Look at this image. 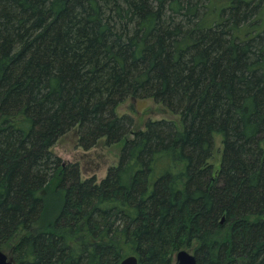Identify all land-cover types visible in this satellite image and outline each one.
Masks as SVG:
<instances>
[{"label": "trees", "instance_id": "obj_1", "mask_svg": "<svg viewBox=\"0 0 264 264\" xmlns=\"http://www.w3.org/2000/svg\"><path fill=\"white\" fill-rule=\"evenodd\" d=\"M129 99L181 126L137 130ZM73 131L123 145L101 182L53 151ZM195 244L198 264H264V0H0V252L176 264Z\"/></svg>", "mask_w": 264, "mask_h": 264}, {"label": "rangeland", "instance_id": "obj_2", "mask_svg": "<svg viewBox=\"0 0 264 264\" xmlns=\"http://www.w3.org/2000/svg\"><path fill=\"white\" fill-rule=\"evenodd\" d=\"M119 114L130 113L136 122V129H145L149 120L172 119L181 126L180 117L168 112L164 106L156 104L152 99L134 100L129 99L118 108ZM217 144L213 158V163L217 167L222 159V138L216 135ZM121 145L106 146L101 142L91 150H84L77 145V132L73 131L63 137L53 147V151L65 161L75 163L79 166L82 180L96 177L101 182L108 174L110 167L118 164L121 154ZM49 193V216L53 218L56 208H59V199L53 193V187L48 190ZM54 203L52 206L51 204ZM196 244L191 249H185L191 254L195 252ZM9 259L14 262L11 254L6 252ZM176 262V256H175Z\"/></svg>", "mask_w": 264, "mask_h": 264}, {"label": "water", "instance_id": "obj_3", "mask_svg": "<svg viewBox=\"0 0 264 264\" xmlns=\"http://www.w3.org/2000/svg\"><path fill=\"white\" fill-rule=\"evenodd\" d=\"M9 256L5 252H0V264H12ZM120 264H139L136 256L125 258ZM176 264H198L196 256L187 250H181L176 255Z\"/></svg>", "mask_w": 264, "mask_h": 264}]
</instances>
